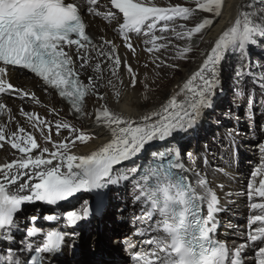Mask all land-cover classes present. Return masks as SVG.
<instances>
[{
	"label": "snow or ice",
	"instance_id": "snow-or-ice-1",
	"mask_svg": "<svg viewBox=\"0 0 264 264\" xmlns=\"http://www.w3.org/2000/svg\"><path fill=\"white\" fill-rule=\"evenodd\" d=\"M224 8L225 0H107L103 6L101 0H0V151L8 149L16 157L0 162V244L6 245L0 247V264H63L69 253L80 264L76 257L86 224L103 208L111 188L128 185L134 189L133 208L140 205L138 214L131 213L133 226L140 225L134 235L149 249L135 251L128 238L121 241L132 264H264V142L256 132L257 116L264 118V59L252 57L253 49L264 52V0H240L235 12L229 10V20L209 35ZM85 12L106 21L134 57L132 36L143 34V50L149 55L145 68L151 63L154 69L185 74L166 103L146 94L151 91L148 73L141 80L113 40L86 31L91 24ZM169 32L171 37L165 35ZM154 75L165 79L160 71ZM13 76L29 82L14 85ZM225 83L237 111L223 113L234 121L223 138L229 147L240 137L254 141L260 157L242 191L225 192L226 185H217L222 205L206 177L186 168L182 149L225 96ZM141 84L144 94L135 91ZM35 88L49 96L56 93L81 123L93 117L88 124L98 129L93 135L108 139L87 154H76L73 150L87 148L93 135L59 119L55 106L49 111L55 121L25 107L43 105ZM107 89L115 90L116 101L128 89L131 95L126 103L109 107ZM5 96L21 101L19 117L30 122V130ZM89 101L92 112L87 111ZM242 122H247V132L240 129ZM53 129L58 137L62 131L68 136L53 141ZM259 129L264 134V121ZM204 150L206 158L209 146ZM82 192L94 195L96 212L87 202L79 210L71 204ZM233 197L246 199L251 212L244 227L224 222L237 241L229 246L215 236L222 224L218 217L229 212L225 205L236 204ZM37 203L49 211L24 215ZM157 214L161 219L154 221ZM41 220L59 227L45 232ZM103 255L91 264H116Z\"/></svg>",
	"mask_w": 264,
	"mask_h": 264
},
{
	"label": "bare ground",
	"instance_id": "bare-ground-1",
	"mask_svg": "<svg viewBox=\"0 0 264 264\" xmlns=\"http://www.w3.org/2000/svg\"><path fill=\"white\" fill-rule=\"evenodd\" d=\"M69 2H75V3L79 4L80 0H69ZM157 2L159 3L160 0H157ZM239 2H240V0H225V8L222 9V11L224 12V15L221 18L218 19V21L216 22L215 26H213V28H212V32L209 33V35L214 34L218 30L220 25L226 23L229 20V18H230V11L229 10H231V12H235V6ZM172 3H174V2H172ZM101 4L103 6L102 0H101ZM84 15L86 17L87 22L91 24V27L89 28L90 33L93 36H95V37L104 36L106 39L113 40L114 43L118 46L119 53L122 54V55H126L128 63H130L134 68H136L138 70L140 79L143 80L144 79V74L147 72L148 73V77H149L148 85L149 86H153V82H152L153 81V76L151 74L152 72L149 71V69L147 70L146 68H143L140 65V64H142L140 62H142V61H146L147 62L149 60V55L146 53V51L143 50V45H142V41L145 38H140L138 40L140 45H139V48H137V56L134 57L132 55V53L126 51L125 47L122 45V39L119 38L117 35H115V33L112 31L111 28H108L106 26L107 25L106 21H104L102 18H92L86 12L84 13ZM132 56H133V59L136 60V62H134V63L132 62V60H133ZM149 65L152 66L150 63H149ZM105 75H107V73H105ZM124 79L126 80V77H124ZM11 82L14 85H16V84H24V83L29 82V81H25L24 78H22V77L13 76ZM30 82L32 84H35V81H30ZM183 82H184L183 79H182L181 82L178 81L176 85L174 84L175 85L174 88L171 91L169 90L168 92L161 93V92H158L156 90H152V91H150L149 93H146V94L148 96H150L153 100H159V101H162V102L166 103L167 100L171 98V94H172L173 90H178L179 86H181L183 84ZM140 86L141 85H137L135 91L137 93L144 94V91L140 90ZM119 87H121V85L117 84V88H119ZM34 90L36 91L37 96L41 99V101H43V105L42 106H29V105H27V103H25V107H29V109L31 111H35L36 113H39L41 116H43L44 118H46V119H48L50 121H55L57 119V117L52 116V115L49 114L50 109L55 106V107L60 109L59 119L65 120V119L68 118L70 121H74V122H75V119H78V118L74 117L73 115L69 114L68 105L66 103L62 104L56 93H52V95L49 96V95H46L45 92H43L39 88H35ZM106 91L110 94L109 95V99H110L111 103L109 104V107H114V105L116 103H120V104L126 103L128 98H129V96L131 95V89H128L127 91H125L122 94L121 100L120 101H116L115 100V90L114 89H107ZM3 99H4V102L12 109L13 113L20 120L21 125L24 126L26 129L30 130L31 129L30 122H28L26 118L19 117V109L21 107V101L18 98L9 97V96H5V97H3ZM156 107H159V104H156ZM62 109H63V111H62ZM93 110H94V105L92 104L91 101H89L88 102L87 111L92 112ZM92 119H93V117H89L88 120H86L84 123H81L82 126H80L81 129L83 131H85L86 133H88L89 135H93L94 131H98V129H93L92 127L88 126L89 121H91ZM12 127L15 128L16 125L13 124ZM35 134L37 136L39 135L38 132L35 133ZM65 135L67 136V134H65ZM93 136H94V139L87 143V145H88L87 148H84L83 146H81L79 149L73 150V151L76 154H78V155L79 154H87L89 149L95 150L97 145H99L102 141H106L108 139L107 136H102V135H93ZM58 139H59V137L56 135L55 130H54L52 132V140L56 141ZM248 153L251 154L250 151L246 152L243 149V151L241 152V155L240 154L236 155L235 153L224 154L223 155V161H222L224 166H220L219 169L216 170V171H213V170L212 171H208L207 169H204V168H199L197 170V172L200 175L206 177V179L210 182V186L212 188H214L218 192V194L221 197L220 202H221L222 205L225 204V201L223 199V193L220 192L219 188H217V185L221 184V183L226 185V187L224 189L225 192L229 191V190L234 191V192H239V191H242L245 188L246 185L243 184V179L246 177V172H247L246 169L248 167L247 165H248L249 162L247 163L245 161L243 163L242 162L243 161L242 157H244V160H247L246 156H247ZM4 157H6L7 160H9V161L11 159L16 158L13 155V152L9 151L8 149L0 151V162H5L2 159ZM182 162L184 163L183 156H182ZM125 163H126V165L128 164V162H125ZM218 163L221 164L220 162H218ZM258 164L259 163H257V165L255 164V166L257 167ZM185 166H186L187 169H191L190 166H188L187 164H185ZM221 173H223V174H221ZM228 177H236L237 179L230 180ZM258 179H259V177L257 178V180ZM111 190H112V188H111ZM111 190H110V194H111L110 196H112ZM115 191H118L120 193H121V191L125 192L124 189L120 190L119 188H116ZM89 196H90V198H89ZM92 197H94V195L90 194L88 192L78 193L75 199H71L70 198L71 199V204L75 205V207L78 206V204L79 205L81 204V206H82L86 202L88 204H91L93 202V198ZM83 198H85V199H83ZM110 198L111 197H109V199L107 198L106 202L107 201L110 202L111 201ZM91 199H92V201H89ZM233 199L236 200V204L235 205H231L229 207V212L226 213V216L224 217V215H220L218 217V218L222 219V221H221L222 224H221V227L219 228V233L215 236V238H223V241L229 242L230 245H232L233 243H237V241L232 239V235L233 234L229 233L226 230V227L224 226V222L231 221L232 224L235 221L238 222L237 219L239 217H241V216H236V213H239V211L242 212V209H244V214H242L244 216H242L243 217V221H242V225L241 226H243L244 222L246 221V209L244 207L241 208V206L243 205L244 199L243 198H238V197H236V198L233 197ZM36 205L37 206H41V203H37ZM81 206L76 207V210H79ZM64 208L68 209V210H71L70 209L71 206L67 205V204L64 205ZM136 208H138V206L133 208L132 210H136ZM46 209H47V211H49L48 207H46ZM108 209H109V206L106 207L105 212L103 213V216H102V220L97 222L98 224L95 222L96 216L92 217L90 223L86 224V226H89L88 231L90 232V234L87 235L85 232H83L82 236H83V240H84V246L87 245V248H88L89 251H94L95 252V251H98V250H105V252H108V256L109 257H113L117 252H119L121 254V252L119 251L120 247H121V251H122V249L124 251V248L122 247V243H119V245H116V242L118 241L117 238L115 240H112V237L114 236L113 234H115L117 232L122 233V235L125 234L123 229H126V228L130 229L129 228L130 227V223L129 222H132V216H131L129 211L126 212V211L121 210L120 211V216L124 220V224H122L116 218L115 213L113 214V212L112 213L109 212L107 214ZM125 215H126V218H125ZM104 217H105V219H104ZM157 218L161 219V217H159V216ZM154 221H153V223H154ZM43 222L44 221H41L40 223H43ZM127 222L129 223V226L126 225ZM60 223H63V221H61ZM55 225H57L56 227H59V224H47L46 222L43 225H41V227H43L44 231L46 232V231L51 230L53 228V227H49V226H55ZM92 226H93V228H92ZM139 227L140 226L136 225L135 227H133V230L135 231ZM94 228L97 229V230L95 231ZM224 228H225V231L222 232V229H224ZM132 235H134V233H131V234L129 233V234H127V236H124V235L121 236V241H122L123 238H130ZM236 235H237V233H236ZM133 237H135V239H134L135 241L136 240L137 241L141 240V238L136 236V235L133 236ZM119 238H120V236H119ZM36 239L39 241L42 238L41 237H37ZM131 241H132V239H131ZM102 245H103L104 249L100 248ZM5 246L6 245L0 244V247H5ZM100 252H103V251H100ZM78 261H80V264H85L84 257L79 259Z\"/></svg>",
	"mask_w": 264,
	"mask_h": 264
},
{
	"label": "rangeland",
	"instance_id": "rangeland-1",
	"mask_svg": "<svg viewBox=\"0 0 264 264\" xmlns=\"http://www.w3.org/2000/svg\"><path fill=\"white\" fill-rule=\"evenodd\" d=\"M171 2H174V3H184V0H171ZM102 3L103 4L107 3V0H102ZM180 23H183V21H176V24L177 25H179ZM165 35L171 37L172 36V33L169 32V33H166ZM140 38H142V37H139V38H133L132 37V42L136 46V49L139 48L140 43L138 42V40ZM161 43H163V41H161ZM174 43L182 46L183 41H174ZM201 47H204V46L201 45ZM164 55H168V53H164ZM252 57H253V59H256V60L264 59V52H260V51H258L256 49H253L252 50ZM132 59H133V56H132ZM132 62L134 63V62H136V60L133 59ZM168 62L169 63H172L171 60H169ZM140 63H142L140 65L143 68H145L144 67V64L146 63V61H142ZM177 63H183V62L182 61H177ZM146 69L147 70L149 69V71L152 72L151 74L153 76V81H152L153 82V86H149L148 85L149 88L151 89V91L152 90H156V91L161 92V93L168 92L169 90L171 91L174 88V86L177 84V82L178 81L181 82L182 81V77H184V73L181 72V71H179V70L173 72L172 69L164 68L161 71L159 69H154V66L153 65L152 66L148 65V68H146ZM155 71H160L161 76H164L165 79H163L162 81L160 79H157L155 77V75H154V72ZM173 77H175V78H173ZM247 86H248L249 89H251V82H248V85ZM140 90L141 91H144V86L142 84L140 86ZM160 90H162V91H160ZM225 93H226L225 96L217 104L215 110L213 112H211V113H209V114L206 115L205 121L202 122L203 126L200 128L199 134H196V135H194V136H192V137H190V138H188V139H186L184 141V143H183L184 153H191L192 154V158L189 159L186 155L183 154L182 155L183 156V161H184L185 164H187L188 166L190 165V167H191L192 164L190 162L195 161L196 158H197V159L200 160L199 163H200L201 166H199V168H204V169H207L208 171H212V170L213 171L214 170L216 171V170L219 169L220 166H224V164L222 162L223 161V155L224 154L235 153L236 155H238V154L241 155V152L244 149V151H246V152L250 151V153H251V154H249V153L247 154V156H246V159L247 160H244V157H242L243 158V161H242L243 163L245 161L247 163L249 162L248 165H247L248 167L246 166L247 167L246 170L248 172V169L250 168V166H252L251 163H250L251 161H253V167L254 168H256L255 164L257 165V163H259V158L254 155V151H255V148L254 147L256 146V143L254 141L248 140L246 137H240L238 144H233L231 147H229L227 141L223 138V134L225 132V129H231L233 127V125H234V121L225 119L223 113H225L229 108H231L233 112H236L237 111L236 108L232 107V100L234 99V97H233L232 90H231V88L228 87V84L227 83H225ZM256 93H257V99H259V90L258 89L256 90ZM62 111H63V109H62ZM242 111L243 110L241 109V115H242ZM67 119H65V120H67ZM216 120L221 121L222 126H217V124L214 122ZM67 121L69 122L70 120L68 119ZM262 121H264V118H262V117H260L258 115L257 116V128H256V132H257V137H258V139L260 141H262L264 139V134H260V129H259V125L261 124ZM69 123L75 125L78 129H81L80 126H82V124H81L80 120L75 119V122L74 121H70ZM239 127H240L241 130H243L245 132L248 131L247 122H242L239 125ZM53 131H54V129H53ZM65 134H67V136H68V132L67 131H62L61 135L59 136V139H63V137H66ZM93 139H94V136H93ZM213 140H215L216 142L215 143H212ZM90 141H88V142H90ZM77 143L79 144V142H77ZM205 145H208L209 146L210 151L207 153V156H206L207 159H206V161L204 163V160L205 159L203 160V157H204V151H205L204 150V146ZM235 146H237L239 148V150H234ZM218 162H220L221 164H219ZM192 168H193V166H192ZM194 170L197 172V169H194ZM247 172H246V174H247ZM116 188H118V187H113L112 190H111L112 196L110 198L111 201L109 203V209L110 210L108 209L107 214L109 212H111V213L113 212V214L115 213L116 218L119 220V222L122 223V224H124V220L120 216V211L121 210L126 211V212L129 211L130 214L133 211H136L137 214H138L139 211H140V205H136L135 207L138 206V208H136V210H132L133 209V206H132V196L134 194V189H132L131 185H128L125 188H119L120 190L121 189H124L125 190V192H122L121 191V193L118 192V191H115ZM89 198H90V196H89ZM83 199H85V198H83ZM125 201H127V208H125ZM243 204H244V201H243ZM78 206H79V204H78ZM43 207H44V205H43ZM41 208H42V205L41 206L35 205L34 207L29 206L26 209L24 215L30 216L32 214H36L37 213V210H39V214L41 216H43L48 211H47V209L45 207L43 209H41ZM241 208H243V205L241 206ZM239 213H240L239 216H244V215H242V214H244V209H242V212L239 211ZM125 218H126V215H125ZM104 219H105V217H104ZM100 220H102V218L101 219L96 218L95 219V222L97 223ZM41 221H43V220H41ZM236 222L237 221H235L232 224L233 227H235L238 224V222L237 223ZM44 223L45 222L40 223V226L43 225ZM129 223H130V227H129L130 229H128V228L123 229V231L125 233V234H123L124 236H127V234H129V233L131 234V233H135L136 232V230L135 231L133 230V227H134L133 226V218H132V222H129ZM129 223L127 222L126 225L129 226ZM137 225L140 226L139 224H137ZM56 226L57 225H55V226H49V227L55 228ZM92 228H93V226H92ZM96 230L97 229H95V231ZM223 231H225V228L222 229V232ZM113 235L114 236L112 237V240H115L117 238L118 241L116 242V245H119V243L121 242V236H123L122 233L117 232V233H115ZM119 236H120V238H119ZM83 246H84V240L82 238V240L80 241V247H81L82 251H84ZM98 251L100 252V251H103V250H98ZM119 251L121 252V247H120ZM122 251H123V249H122ZM89 255H90V253H89ZM87 259H90V258H87Z\"/></svg>",
	"mask_w": 264,
	"mask_h": 264
},
{
	"label": "trees",
	"instance_id": "trees-1",
	"mask_svg": "<svg viewBox=\"0 0 264 264\" xmlns=\"http://www.w3.org/2000/svg\"><path fill=\"white\" fill-rule=\"evenodd\" d=\"M98 224V223H97ZM97 227V226H96ZM100 248H103L104 249V247H103V245L100 247ZM86 251V252H85ZM104 252L103 253H105V254H107L108 255V252H105V250H103ZM84 252H85V254H86V256L87 257H89V256H91L92 255V253H96V252H99V251H89L88 250V248H87V245L86 246H84ZM89 253H90V255H89ZM88 254V255H87Z\"/></svg>",
	"mask_w": 264,
	"mask_h": 264
}]
</instances>
